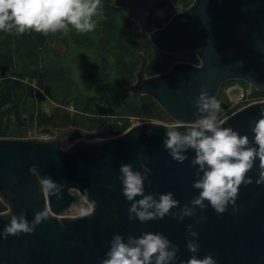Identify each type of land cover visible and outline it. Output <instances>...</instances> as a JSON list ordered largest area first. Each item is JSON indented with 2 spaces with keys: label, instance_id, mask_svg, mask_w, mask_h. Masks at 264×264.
<instances>
[{
  "label": "water",
  "instance_id": "95a60500",
  "mask_svg": "<svg viewBox=\"0 0 264 264\" xmlns=\"http://www.w3.org/2000/svg\"><path fill=\"white\" fill-rule=\"evenodd\" d=\"M172 1L114 0L112 5L124 9L161 52L193 53L199 63L180 60L148 76L143 56L135 82L122 93L152 96L172 123L183 124L199 117L195 99L202 88L217 100L228 81H244L264 92V0H194L158 27L155 16ZM261 109L264 101L243 106L223 118L224 126L251 137L250 122ZM168 124L138 122L118 135L107 123L93 131L69 126L49 136L0 137V199L7 207L0 211V233L13 214L23 212L31 221L36 212H47L32 232L0 235V264H100L114 233L126 238L143 231L164 233L187 260L192 254L186 247L189 225L199 234L197 255L211 253L218 264H264V183H256L258 160L248 173L253 182L240 186L236 207L230 204L223 213L209 206L183 221L171 215L147 222L128 218L131 202L122 193L119 166L131 163L139 169L138 154L152 169L146 192L171 190L181 205L198 194L192 186L194 152L179 163L163 146ZM33 165L40 176L58 182L59 194L42 190L29 170ZM83 201L90 204L89 215L66 214Z\"/></svg>",
  "mask_w": 264,
  "mask_h": 264
},
{
  "label": "trees",
  "instance_id": "16d2710c",
  "mask_svg": "<svg viewBox=\"0 0 264 264\" xmlns=\"http://www.w3.org/2000/svg\"><path fill=\"white\" fill-rule=\"evenodd\" d=\"M113 1L101 0L103 12L92 32L79 33L71 27L67 34L0 31V137L26 136L30 130L54 134V129L69 126L93 131L107 123L112 134L118 135L132 125V117L173 120L152 96L122 90L135 82L143 56L148 76L180 60L199 63L197 56L161 52ZM193 1L173 0L155 16L156 25L163 26ZM236 83L248 85L224 83L218 96L220 119L228 115L231 104L225 89ZM47 100L54 104L51 112L44 108ZM6 209L0 199V211Z\"/></svg>",
  "mask_w": 264,
  "mask_h": 264
},
{
  "label": "clouds",
  "instance_id": "9594fccd",
  "mask_svg": "<svg viewBox=\"0 0 264 264\" xmlns=\"http://www.w3.org/2000/svg\"><path fill=\"white\" fill-rule=\"evenodd\" d=\"M102 12L101 0H0V31L67 34L71 27L79 33H88L95 30L96 18ZM195 104L199 117L188 123L166 125L162 141L170 156L179 163L188 159L189 151L194 152L190 161L195 169L192 186L199 190L198 194L181 205L171 190L155 194L146 192L145 181L152 169L138 154L141 160L139 169L131 163L119 166L122 193L131 202L128 208L130 220L147 222L171 215L183 221L209 206L217 213L225 212L230 204L236 207L240 186L253 182L248 173L257 160L260 172L256 183H264V109H261L258 119L250 122V137L249 133L224 126L225 120L218 117L221 104L207 89H201ZM29 170L37 176L43 191L61 192L58 182L50 176H40L35 165ZM90 212L91 209H86L80 214L87 216ZM46 218L44 210L36 212L31 221L23 212L13 214L0 235L32 232ZM188 232L191 238L187 239L186 247L192 254L187 260L178 255L179 245L162 232L143 231L139 235L129 234L126 238L117 232L107 242L109 247L100 264H218L211 253L197 255L200 244L196 237L199 234L192 225L188 226Z\"/></svg>",
  "mask_w": 264,
  "mask_h": 264
},
{
  "label": "built area",
  "instance_id": "2783aa9c",
  "mask_svg": "<svg viewBox=\"0 0 264 264\" xmlns=\"http://www.w3.org/2000/svg\"><path fill=\"white\" fill-rule=\"evenodd\" d=\"M225 90L229 98L231 96V104L226 110V113H228V115L248 104L264 101V92L256 91L249 84L246 86L241 83H236L228 86ZM234 92L235 96H232V93ZM26 136H49V134H38L36 132L30 131Z\"/></svg>",
  "mask_w": 264,
  "mask_h": 264
},
{
  "label": "rangeland",
  "instance_id": "374dc122",
  "mask_svg": "<svg viewBox=\"0 0 264 264\" xmlns=\"http://www.w3.org/2000/svg\"><path fill=\"white\" fill-rule=\"evenodd\" d=\"M82 79H83V75L80 74V77H79L78 80L81 81ZM232 96H235V92L232 93ZM230 99H231V96H230ZM53 107H54V104L52 102H50L49 100H47V101L44 102V108L48 112H51L52 109H53ZM131 120H132V125L135 124V123H138V122L147 121V120H143V119H140V118H137V117H132ZM155 121H159V120H155ZM161 122L171 123V122H173V120L172 121H161ZM30 131L33 132V130H30ZM35 131L36 130H34V132ZM43 133H47V132H43ZM86 209H90V204L88 202H86V201H83L78 206H76V207L70 209L69 211H67V214H78V213H81L82 210H86Z\"/></svg>",
  "mask_w": 264,
  "mask_h": 264
},
{
  "label": "flooded vegetation",
  "instance_id": "af4514ba",
  "mask_svg": "<svg viewBox=\"0 0 264 264\" xmlns=\"http://www.w3.org/2000/svg\"><path fill=\"white\" fill-rule=\"evenodd\" d=\"M198 58V57H197ZM199 60V59H198ZM44 134H46V133H44ZM49 135H53V133H50ZM66 214H67V212H66Z\"/></svg>",
  "mask_w": 264,
  "mask_h": 264
},
{
  "label": "bare ground",
  "instance_id": "6f19581e",
  "mask_svg": "<svg viewBox=\"0 0 264 264\" xmlns=\"http://www.w3.org/2000/svg\"><path fill=\"white\" fill-rule=\"evenodd\" d=\"M44 134V133H43ZM46 134H48V133H46Z\"/></svg>",
  "mask_w": 264,
  "mask_h": 264
}]
</instances>
